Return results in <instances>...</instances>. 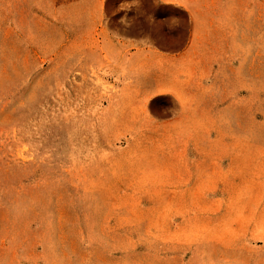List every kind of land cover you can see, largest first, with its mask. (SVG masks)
<instances>
[{
  "label": "rangeland",
  "instance_id": "374dc122",
  "mask_svg": "<svg viewBox=\"0 0 264 264\" xmlns=\"http://www.w3.org/2000/svg\"><path fill=\"white\" fill-rule=\"evenodd\" d=\"M0 264H264V0H0Z\"/></svg>",
  "mask_w": 264,
  "mask_h": 264
},
{
  "label": "bare ground",
  "instance_id": "6f19581e",
  "mask_svg": "<svg viewBox=\"0 0 264 264\" xmlns=\"http://www.w3.org/2000/svg\"><path fill=\"white\" fill-rule=\"evenodd\" d=\"M160 34H162V33H160ZM162 36L165 37L164 42L166 44H169V45H173L177 40L180 39L179 35L176 37L175 35H170V34L168 35V34L163 33ZM159 104H161V103H159V102L155 103V105L153 106V110L159 111V109H160Z\"/></svg>",
  "mask_w": 264,
  "mask_h": 264
}]
</instances>
